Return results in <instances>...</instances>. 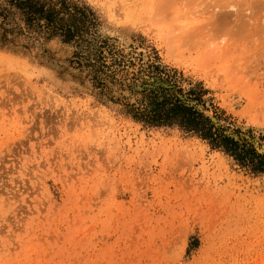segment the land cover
<instances>
[{
	"label": "rangeland",
	"instance_id": "1",
	"mask_svg": "<svg viewBox=\"0 0 264 264\" xmlns=\"http://www.w3.org/2000/svg\"><path fill=\"white\" fill-rule=\"evenodd\" d=\"M73 1L95 18L78 46L0 41V264H264V174L126 113L191 90L264 147V0Z\"/></svg>",
	"mask_w": 264,
	"mask_h": 264
},
{
	"label": "trees",
	"instance_id": "2",
	"mask_svg": "<svg viewBox=\"0 0 264 264\" xmlns=\"http://www.w3.org/2000/svg\"><path fill=\"white\" fill-rule=\"evenodd\" d=\"M95 23L93 13L81 2L73 0H0V41L7 34L33 33L42 39L59 38L76 46L83 42L89 28ZM92 51V50H91ZM86 51L80 59L92 56L85 65L91 68V83L101 87L95 63L102 66L100 52ZM91 71V70H90ZM98 72V71H97ZM159 73V72H158ZM191 90L183 96L181 90L159 87L147 90L127 106L126 113L146 127L176 126L184 133L203 140L211 149L219 150L243 170L252 175L264 174V153H257L250 145L223 134L211 120L200 112L189 97Z\"/></svg>",
	"mask_w": 264,
	"mask_h": 264
},
{
	"label": "water",
	"instance_id": "3",
	"mask_svg": "<svg viewBox=\"0 0 264 264\" xmlns=\"http://www.w3.org/2000/svg\"><path fill=\"white\" fill-rule=\"evenodd\" d=\"M226 135L231 136L232 138H235L236 136L232 135L229 132H225ZM238 139V138H236ZM244 141H246L253 149L255 152L257 153H264V147L263 144H260L258 142H256L255 140L248 138V137H244L242 138Z\"/></svg>",
	"mask_w": 264,
	"mask_h": 264
},
{
	"label": "bare ground",
	"instance_id": "4",
	"mask_svg": "<svg viewBox=\"0 0 264 264\" xmlns=\"http://www.w3.org/2000/svg\"><path fill=\"white\" fill-rule=\"evenodd\" d=\"M260 1H261V0H259V3H260ZM251 4H252V3H251ZM262 4H263V3L261 2V5H262ZM254 5H255V4H254ZM227 6H228V5H227ZM229 6H230V8H232L233 5H232V6L229 5ZM229 6H228L227 8H229ZM249 7H250V6H249ZM259 7H260V6H259ZM261 7H262V6H261ZM223 8H224V7H223ZM223 8H222V9H223ZM220 9H221V7H220ZM224 9H225V8H224ZM232 9H233V8H232ZM224 13H226V14H227V13H230V14H231V12H227V11H225ZM230 14H229L228 17H231L233 13L231 14V16H230ZM227 15H228V14H227ZM224 16H225V15H224ZM224 16H223V17H224ZM235 16H236V15H235ZM226 17H227V16H226ZM232 17H233V16H232ZM220 18H221V17H220ZM218 19H219V17H218ZM222 19H223V18H221V20L219 19L220 22L216 19L220 25H221V21L223 22ZM227 19H229V18H227ZM227 19H226V20H227ZM230 19H231V18H230ZM230 19H229V20H230ZM224 20H225V18H224ZM229 20H227L226 22H227V23H230V25H231V22H230ZM232 20H233V19H232ZM228 21H229V22H228ZM214 22H216V21H214ZM214 22H213V23H214ZM208 23H209V22H208ZM208 23H207V24H208ZM211 23H212V22H211ZM224 23H225V21H224ZM224 23H223V24H224ZM227 23H226V24H227ZM219 24H218V25H219ZM223 24H222V25H223ZM220 25H219V26H220ZM228 25H229V24H228ZM230 25H229V26H230ZM210 26H211V25H210ZM213 26H214V24L212 25V28H213ZM215 26H217V23L215 24ZM219 26H217V27H219ZM226 26H227V25H226ZM215 28H216V27H215ZM216 30H217V28H216ZM206 32H207V31H206ZM209 33H210V32H209ZM185 35H186V34H185ZM183 36H184V34H183ZM187 36H188V35H187ZM191 36H192V35H191ZM218 49H219V48H218ZM210 50H211V49H210ZM215 50H216V49H215ZM213 51H214V50H213ZM216 52H217V51H216ZM216 52H215V53H216ZM212 53H213V52H212ZM212 53H210V54H212ZM215 53H214V54H215ZM214 54H213V55H214ZM217 54H218V53H217ZM215 56H217V55H215ZM209 57H210V56H209ZM211 57H212V56H211ZM213 57H214V56H213ZM216 180H217V179H216Z\"/></svg>",
	"mask_w": 264,
	"mask_h": 264
}]
</instances>
